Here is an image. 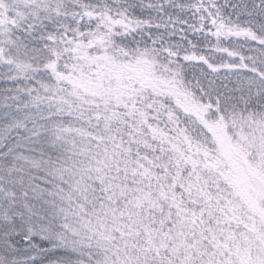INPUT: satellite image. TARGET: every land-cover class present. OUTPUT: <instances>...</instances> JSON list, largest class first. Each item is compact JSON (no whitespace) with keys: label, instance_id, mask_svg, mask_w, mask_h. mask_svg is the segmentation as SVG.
Returning a JSON list of instances; mask_svg holds the SVG:
<instances>
[{"label":"snow or ice","instance_id":"6c2138e0","mask_svg":"<svg viewBox=\"0 0 264 264\" xmlns=\"http://www.w3.org/2000/svg\"><path fill=\"white\" fill-rule=\"evenodd\" d=\"M0 264H264V0H0Z\"/></svg>","mask_w":264,"mask_h":264}]
</instances>
